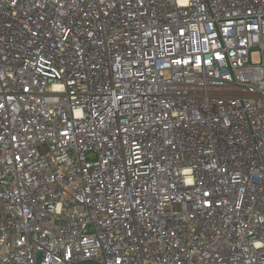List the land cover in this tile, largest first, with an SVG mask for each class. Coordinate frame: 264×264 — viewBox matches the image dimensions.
<instances>
[{
  "label": "built area",
  "instance_id": "obj_1",
  "mask_svg": "<svg viewBox=\"0 0 264 264\" xmlns=\"http://www.w3.org/2000/svg\"><path fill=\"white\" fill-rule=\"evenodd\" d=\"M0 264H264V0H0Z\"/></svg>",
  "mask_w": 264,
  "mask_h": 264
}]
</instances>
